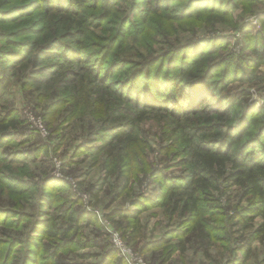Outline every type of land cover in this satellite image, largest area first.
Segmentation results:
<instances>
[{"label":"trees","instance_id":"16d2710c","mask_svg":"<svg viewBox=\"0 0 264 264\" xmlns=\"http://www.w3.org/2000/svg\"><path fill=\"white\" fill-rule=\"evenodd\" d=\"M81 1L43 0L45 5H42L41 9L43 7L45 11L53 15L52 24L46 25L38 32H32L38 36L37 38L17 43L20 48L15 51L16 54L9 55L8 59L22 60L13 67L20 66L23 71L26 70L23 74V83L28 81V86L33 87L35 92H40L41 88H47L48 84L49 87L58 88V95L49 99L63 97L60 105L64 103L71 105L72 112L66 116V119L99 115L101 125L99 130L91 134V137L98 139L100 145L95 148L90 146L88 153L99 152L100 155H104L105 160L95 162L103 178L115 177L118 180L125 179L126 185L133 182L143 185L144 181L137 176V172L140 171V175L145 174L153 180L158 179V176L163 181L167 180V183L163 184L161 189L158 188L155 193L142 194L136 198L132 213L122 217L131 215L129 217L138 224L141 219L139 216L145 209H162L165 216L177 214L187 221L181 225L188 227L190 224L197 223L194 230L192 227L185 228L183 231V227L181 230L172 232L174 236L179 237V242L185 241L189 245L195 240L194 233L198 229L202 231V236L209 237L206 235V232H209L207 231L209 223L205 218L208 214L203 210L204 208L207 210L208 207L215 208V203L221 201V197L215 194L216 192L224 194L223 187L220 188V182L227 179L234 186L243 188L247 197H251V205L241 217L250 220L249 222L256 218L262 219L249 241L251 244L257 241L263 243L264 121L257 115L259 112L255 115L252 114V110L244 107L240 100L238 101V97L232 98L230 94H224L228 89L230 74L226 75L222 81L216 80L215 74L219 66L210 65L209 62L210 57L216 53V49L196 54L193 61L183 64L178 70L179 75L173 78L169 75L164 76V72L173 65L172 62L168 64L167 59H165L167 63L163 64L161 60L164 58H145L136 65L132 74L125 77L124 72L127 71L121 65L127 62L119 56L125 50L133 51L135 47L140 46L133 42L143 40L137 35L143 31L145 21L149 19V5L146 4L147 8H142L141 13L139 0L131 2V8L126 15L121 13L122 17L117 20L116 27L112 28L109 27L112 25L111 19H117V10L120 9L116 0H92L89 5ZM148 1L150 0L144 2L148 3ZM162 1L155 0L156 4ZM199 1L207 2V5H198ZM233 1L228 0L225 4L224 0H190L181 8V13L186 19L202 20L208 16L204 22L217 18L214 24L225 23L229 14L228 10L235 9L232 5ZM243 1L245 0H242L245 7L246 3ZM169 2L166 0L165 4ZM35 6L29 5L25 12L21 13L28 14ZM82 10L98 13V22L92 25L103 29L104 32L100 36V41L104 44L99 46L101 51L96 55L100 60L97 62L95 58L92 61L90 55L85 57L80 52L82 48L75 45L79 43L78 39L74 38L73 46L66 43L67 39L81 33L76 23L73 24L74 18H71V15L81 16ZM194 11L197 13L195 14ZM212 13H216V16H209ZM194 15L197 17L194 18ZM139 20H142V28L138 26ZM262 25V30H257L252 38L254 47L246 48L254 53V56H244L246 58L244 61L250 68L256 66V61L260 60L261 55L256 54H264V21ZM89 31L90 24L83 27V33ZM130 39L133 40L130 41ZM195 42H187L183 47L174 49L172 53L187 54L188 51L197 49ZM141 46L143 47V44ZM259 47L262 51H259ZM48 54L63 61L65 66L57 63L43 70L42 60ZM248 59H250L249 62L246 61ZM88 61H91L88 68L80 67V65L84 66L83 62ZM27 65L30 69H26ZM0 73L2 76L8 75L6 69ZM175 73L172 71V74ZM116 76H123L125 79H121L116 84L112 83L111 80ZM7 84L6 79L0 80V88L4 89V92ZM162 84L164 87L160 88ZM165 87L167 89H164ZM179 89L182 92L181 96L177 94ZM170 92L172 94H169ZM109 97L110 103L101 106ZM210 97H213L214 101L209 103L211 105H206ZM178 99H185V102H179ZM7 107H0V110H5L4 114L0 115V165L3 167L0 168V186L5 188L0 190V232L9 235L5 231L7 228H21V225L10 224L9 220L14 215H17L16 218L22 223H26V232L25 238H22L20 242L15 239L10 244L0 238V250H2L0 264H69L67 261L74 253L80 223L90 222L93 218L97 222L95 214L87 212L83 206L81 208V199L74 195L69 181L58 180L54 175L46 174L36 186L32 182L34 177L31 172L23 173L19 166L11 169L16 161H26L29 157L48 156L49 150L57 152L61 145H55L56 138L52 137L53 133L44 116L42 117L50 131L47 138L41 136L40 131L27 120L24 112L26 122L20 123L19 116L13 114ZM51 109L52 106L49 107L50 111ZM158 111L164 114L169 127V132L161 139L171 142L173 147L178 145L187 147L186 159L181 164L185 170L183 176L177 179L170 178L167 172L164 173L162 167H149V163L134 158L137 135L141 126L148 120L150 114H158ZM45 116L52 117L49 113H45ZM26 123L29 127L18 131L21 124L26 125ZM14 142H16L14 146L22 147L26 144L30 148L5 150ZM165 152L168 153L167 150ZM106 181L103 182V188L107 184ZM91 193L95 198L97 192L91 191ZM207 199L208 206L201 205ZM60 220L69 223L68 226L59 225ZM130 227L132 226L127 228ZM118 229L123 230V225L119 224ZM138 232H132L134 241L138 238ZM14 245L23 247L22 257L16 256L17 253L13 252ZM9 246L11 249L7 253L6 249ZM250 248L247 249L246 257L251 254ZM102 259L98 264H126L124 258L118 256L113 249L105 251Z\"/></svg>","mask_w":264,"mask_h":264},{"label":"rangeland","instance_id":"374dc122","mask_svg":"<svg viewBox=\"0 0 264 264\" xmlns=\"http://www.w3.org/2000/svg\"><path fill=\"white\" fill-rule=\"evenodd\" d=\"M42 1L0 0V71L3 72L6 69L8 73L7 76H2L0 73V80L6 79L8 81V86L5 88L6 93L3 91L4 89L0 88V107L8 106L7 108L13 114L19 116L20 123L26 122L23 116L24 112L27 120L39 131L40 129L35 122L36 120H41L47 130L46 134L40 131L41 136L47 138L50 135V131H52V137L56 138L55 145H61L57 152L49 150L48 156L29 157L26 161H16L11 169L19 166L22 168L23 173L31 172L34 179L32 177L29 178L32 179L36 186L46 174L47 176L54 175L58 180L69 181L74 195L81 199V208L84 207L87 212L95 214L97 222L93 218L94 220L91 219L90 222L80 223L76 234L74 253L67 262L69 264H98L103 260L104 252L113 249L118 253V256L124 258L126 264H130L126 257L121 255L114 246L113 234L117 233L125 246L132 249L133 256L130 257L132 264H264V242L257 241L251 244L249 241L254 229H257L262 219L256 218L249 222L250 220L241 217L242 213L251 205V197H247L243 188L234 186L227 179H223L220 182V188L223 187L224 194L217 192L215 194L221 197V201L215 203L216 207H208L207 210L203 207V212L208 214L205 218L209 223L207 230L209 232H206L209 237L205 238L202 236V231L198 229L194 233L196 235L195 240L189 245L185 241L179 242V237L177 235L174 236L172 232L181 230L183 227L184 231L185 228H192L197 223L190 224L188 227L181 225L187 221H184V217L180 218L177 214H166L165 216L162 209H145L139 216L141 219L138 224L129 217L131 215L125 218L122 217V215L132 213L136 198L142 194L155 193L158 188L161 189L163 184L167 183V180L159 179L160 176L157 177L158 179L153 180L151 177L145 176V174L140 175V171L137 172V176L144 181L143 185L135 182L126 185L125 179L118 180L115 177L103 178L99 167L95 166V162L105 160L104 155H100L99 152L88 153L90 146L95 148L100 145L98 139L91 137V134L99 130L101 125L99 115L96 117L89 115L85 117L77 116L66 119V116L72 112L71 105L66 103L60 105L63 97L54 100L49 99L58 95L56 86L49 87L48 84L47 88H41L40 92H35L33 87L28 86V81L23 83V74L26 73V70L24 69L23 71L20 66L13 67L15 64H19V61L22 62V60L11 59L12 62L8 59V56L13 53L16 54L15 51L20 48L17 43L20 44L22 41L37 38L38 36L34 34L35 32H38L46 25L52 24L53 15L45 11L46 9H43V7L41 9V6L45 5ZM91 1L82 0L81 2L89 5ZM144 1L139 0V12L142 13V8H147L146 4H148L150 13L148 15L149 19L144 23L145 28L137 35L143 40L133 42V44H139L140 46L135 47L133 51L125 50L119 56L128 63L121 65L127 71L124 72L125 77L132 74L136 65L145 58H164L161 60L163 64L167 62L168 64L169 62L173 63L172 67L168 66L169 70L164 72V76L169 75L170 78H173L179 75L178 70L183 64L193 61L196 54L204 51L208 52L215 48L216 53L210 57L209 62L211 63L210 65L219 66L215 74L216 80L222 81L226 75L230 74L228 89L224 94H230L232 98L238 97V101L240 100L244 107L252 110V114L256 115L259 112L257 115L263 118L264 121V54H256L261 55L260 60L256 61V66L254 65L251 68L244 61L246 56H254L253 51L246 48L248 46L254 47L252 38L257 30L260 31L263 28L264 0H245L243 1L246 3L245 7L242 0H234L232 5L235 9L228 10L229 14L226 17V22L215 24L213 22L217 18L204 22L208 16L202 20L184 18L181 8L186 6L190 0H169L168 4H165L166 0L159 4H156L155 0H150L148 3ZM116 2L120 9L117 10V19H111L112 25L109 27L112 28L116 27L117 20L122 17L121 13L126 15L129 8H131L130 3L135 2V0H116ZM224 2L226 4L228 0H224ZM197 4L207 5V2L199 1ZM29 5L36 6L28 14H23ZM25 16L27 17L25 18ZM209 16L214 17L216 13H212ZM196 17L197 15H194V18ZM71 18H74L73 24L76 23L78 31L81 33L67 39L66 43L73 46L75 44L74 38L78 39L79 43L75 45L82 48L80 52L85 57L90 55L92 61H99L100 59L96 54L101 51L99 46L104 44L100 41V36L104 32L103 29L92 25L98 22V13L82 10L81 16L71 15ZM139 21L137 22L138 26L142 28V20ZM88 24H90V31L83 33V27ZM132 40L130 39V41ZM194 41H196L194 44L197 49H192L187 54L184 52L183 54L172 53L174 49L181 48L187 42ZM141 44H143V47ZM261 49L259 47V51H262ZM195 50L196 53H194ZM53 56L48 54L44 57L42 60L43 70L53 67L57 63L65 66L63 61L53 58ZM93 58L95 59L93 60ZM165 59H167V62ZM246 61L249 62L250 59ZM90 63L91 61L83 62L84 66L80 65V67L88 68ZM26 67V69H30L29 65ZM172 71L176 73L172 74ZM125 77L116 76L111 82L119 83ZM159 87L163 88L164 85L162 84ZM164 89L167 88L165 87ZM169 94L172 93L170 92ZM177 94L182 95L180 89ZM110 101L111 98L109 97L101 106L110 103ZM178 101L185 102V99H178ZM212 101H214V98L210 97V99H207L206 105H211L209 103ZM51 106L52 109L50 111L49 107ZM101 106L99 108H102ZM4 112L5 110H0V115L4 114ZM45 113H49L52 117L45 116ZM42 116L45 117L50 131L47 129ZM166 121L164 114H161L160 111H158V114L149 115L148 120L144 122L138 132L134 158L135 160L149 163V167H162L164 173L167 172L170 178L177 179L183 176L185 170V167L181 166V164L186 159L185 150L187 147L184 145L173 147L171 142L161 139L164 134L169 132ZM24 127L27 128L29 126L27 123L26 125L21 124L18 131H22ZM89 131L91 132L89 133ZM15 143L7 146L5 150L12 151V149L30 148L26 144L22 145V147L14 146ZM36 144L40 143L36 142ZM164 150H167L168 153ZM52 158L54 159L52 160ZM0 168L3 167L0 165ZM104 181L107 183L105 188L102 187ZM1 189L5 188L0 186ZM91 191L97 192L95 198H93ZM208 202L207 199L201 205L208 206ZM6 204L10 205L9 203ZM10 207L16 208L14 206ZM219 207L221 209H218ZM223 207L226 208L224 209ZM118 213L120 215H117ZM16 216L14 215L13 218H10L9 222L10 224L21 225V228H7L5 231L9 235L0 232V238L5 239L10 244L15 239L20 242L22 238H25L26 223H22ZM101 220L110 224L105 226ZM86 223L87 225H85ZM58 224L68 226L69 223L60 220ZM119 224H122L124 228L121 231L118 229ZM128 226L132 227L127 228ZM136 231H139L137 233L138 238L134 241L132 232ZM186 238L187 236L184 240ZM184 246L185 249L183 250ZM248 248H250L251 254L246 257ZM10 249L11 246L7 247L6 252L9 253ZM12 250L17 253L16 256H23L24 251L21 245L17 247L14 245ZM135 258L138 259L137 262ZM118 259L117 257V261Z\"/></svg>","mask_w":264,"mask_h":264},{"label":"built area","instance_id":"2783aa9c","mask_svg":"<svg viewBox=\"0 0 264 264\" xmlns=\"http://www.w3.org/2000/svg\"><path fill=\"white\" fill-rule=\"evenodd\" d=\"M35 123L38 126V128L40 129V131H42V133H44V134L47 133V130L45 129L41 120H36ZM102 223L105 224V226H108L110 224V223L108 224V222H106V221H104V222L102 221ZM113 243H114L115 248L119 251V253L121 255H124L126 257V259L129 261V263L132 264V262L130 261V257L133 256L132 249L125 246V244L122 242L120 236H118L117 233L113 234ZM135 261L137 262L138 259L135 258ZM140 261L142 262V260H140Z\"/></svg>","mask_w":264,"mask_h":264}]
</instances>
